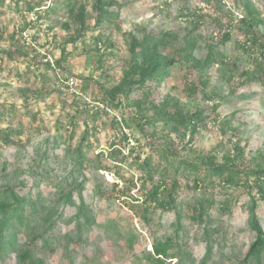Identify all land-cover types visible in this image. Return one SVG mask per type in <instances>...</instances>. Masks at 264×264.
<instances>
[{
	"label": "rangeland",
	"instance_id": "rangeland-1",
	"mask_svg": "<svg viewBox=\"0 0 264 264\" xmlns=\"http://www.w3.org/2000/svg\"><path fill=\"white\" fill-rule=\"evenodd\" d=\"M18 1L19 6L15 1L0 0V128L13 129L24 146L0 148V188L15 186L26 202L22 211L17 210L23 225L15 219L10 224L11 244L0 254V264H23L20 256L27 250L31 261L24 264H151L148 256L152 244L167 239L171 241L172 258L164 264H264V259L260 263L245 260L255 233L249 226V200L243 188L215 195L212 205H205L202 213L194 204L200 193L182 191L181 197L193 203L195 209L183 208L180 222L174 213L160 212L145 222L122 202L96 194L95 189L111 194L116 182L112 174L98 170L94 157L99 151L108 152L113 133L104 125L103 115L87 117L82 112L83 104L79 103L77 110L68 95L75 92L76 97H85L89 115L105 107L95 104L93 98L119 99L118 108L107 111L121 121L128 117L125 104L134 98L155 101L168 97L174 104L192 109L196 102L184 97L183 86L188 79L196 84L206 81V92L215 95L219 107L217 116H210L192 136V149H182L190 131L181 139L169 131L171 123L159 121L154 129L145 126L141 131L136 128L137 122H129L124 130L128 143H117L120 147H136L126 159L125 165L133 166L129 171L124 169L125 177L136 179L142 173L134 166L137 155L141 160L149 158L153 171H158L165 162L157 158V150L162 151L171 142L181 148V158L192 161L212 151L220 160L240 145L249 160L264 166V90L256 85L237 86L240 70L249 67L247 57L240 56L237 46L240 35L233 33L222 45H216L219 37L213 42L198 38L216 35L220 23H224L221 15L228 9L236 19L243 16L245 1L253 6L256 20L264 21V0H107L114 4L108 10L107 21L98 26L94 0H72L76 8H84L81 22L61 5V10L38 25L30 24L33 21L24 9L25 2L36 0ZM40 3L50 6L52 0ZM194 13L197 16L191 15ZM199 18L200 24H193ZM23 27L26 36L12 39L16 29ZM190 38L196 40V45L190 62L183 64V41ZM132 40L152 41L158 45L159 55L179 61L169 68L156 92L147 94L144 90L141 96L125 93L124 75L131 61L128 49ZM225 57L230 63L241 58L240 70L229 72V64L220 62ZM47 62L53 67L47 68ZM194 63L205 68L197 70ZM69 76L75 78L76 86L67 92L63 83ZM210 103L200 102L204 106ZM143 104L146 106V102ZM66 114L76 116L73 135ZM85 128L92 147L86 168L79 171L74 149ZM151 133L155 135L152 140ZM133 137L138 139L139 149ZM75 184H81L84 208L79 205L76 191L72 205L64 202L63 195ZM31 200L37 201L36 207L30 206ZM12 208L17 209L16 205ZM87 210L96 222L77 226ZM256 216L264 231V202L257 204ZM38 234L43 235L42 240L31 242Z\"/></svg>",
	"mask_w": 264,
	"mask_h": 264
},
{
	"label": "trees",
	"instance_id": "trees-1",
	"mask_svg": "<svg viewBox=\"0 0 264 264\" xmlns=\"http://www.w3.org/2000/svg\"><path fill=\"white\" fill-rule=\"evenodd\" d=\"M16 5L18 2L16 1ZM11 0V2H14ZM114 2L107 0H94L95 6V22L96 26L107 21L109 16V8L112 7ZM65 6L68 13L73 19L82 21L84 17V8H76V5L72 0H52V5L45 6L40 3V0L25 2V11L27 13H33L35 16V22L30 24H37L42 22L49 14H55L61 10L59 6ZM244 15L238 19L233 17L232 12L228 9L225 13H222L221 19L224 23H220L218 32L216 35H212L210 38L199 35L205 42L210 39V42L219 40L216 45H222L229 42L233 33L240 35L238 41V49L241 52L240 56H245L248 59V65L246 69L240 70L239 63L241 58L230 63L228 58L220 59L222 64H229L227 70L232 72L233 70H240V79L237 82V86H260L264 90V21H257L254 17V8L249 1L243 3ZM197 16L195 13L191 14ZM202 18V17H201ZM199 18L193 21V24L199 25ZM25 30V27L20 31ZM171 37L169 34H167ZM16 36V32L12 34V39ZM175 38V37H171ZM184 47L183 55L181 58L183 64L189 63L192 58V51L195 48L196 40L190 38L183 41ZM209 42L208 45L209 46ZM210 51H211V46ZM158 45H154L152 41H143L142 43L132 40L129 47V53L131 55V61L128 70L125 72L124 79L126 80L125 93L129 96L132 93H139L141 96L144 90L149 92H156L157 88L161 87L162 80L167 76L169 68L179 61L169 59L165 56L159 55L157 52ZM12 55H9L11 57ZM181 63V62H180ZM47 68L53 67L51 63H46ZM193 68L202 71L205 66L198 63L193 64ZM206 81H199L195 83L191 79H188L183 86L182 92L184 97L190 102H196L192 109L179 104H174L173 100L164 97L153 101L143 98H134L125 107L128 108L127 119L123 118L118 120L117 116H111L107 110L109 108H118L120 105L119 99L114 97H99L93 98L95 104H103L105 107L102 109L96 108V111L89 115V111L86 110L87 99L80 96L76 97L75 92L68 94L70 96V104L78 110V105L83 104L82 112H85L87 117L96 119L99 115H103L104 125L109 127L112 131V140L108 141V152L99 151L94 157L98 161V170L112 174L115 177L116 182L112 184V193L104 195L103 192L95 189V193L107 200H114L122 202L132 212L137 219H142L145 222H149L150 217L155 213H174L176 220L180 222L181 212L183 208L195 209V205L190 201H185L181 197L182 191L199 192L200 197L194 199V204H198V211L202 213L205 209V205L211 206L215 195L225 194L227 189H240L243 188L248 196V221L251 230L255 233V240L249 247L245 260L254 261L260 263L264 259V231L260 228L258 219L256 216V207L259 202H264V166L255 165L252 159H248L245 155L244 147L235 145L229 154H224L220 160L218 155L213 151L201 156L199 161H192L189 159H183L179 156L180 149L174 142H171L169 146L163 148L162 151L157 150L158 159L164 160V166H161L158 171H153L154 166L149 162V158L141 160L137 155L134 166L136 169L142 171V173L136 177V179L126 178L123 171L124 169L129 171V168L133 164L125 165L128 156H132L136 147L129 146L120 147L121 142L129 141L128 135L125 133V128H129V122H137L136 128L143 131L145 126H150L152 129L157 125L159 121H164L167 124L171 123L169 131L180 135L181 139L185 138L186 132L190 131L191 136L183 145L182 149L186 148L191 150L192 136L206 124V121L210 116H217L218 103H215V95H209L206 92ZM69 92V91H67ZM113 96V95H112ZM116 100V102H115ZM118 100V102H117ZM207 100L212 105L204 106L200 104L201 101ZM146 102V106L143 103ZM66 104L63 103L61 110L64 111ZM70 124L72 126L71 135L75 131L77 126L76 116L66 114ZM87 123V122H86ZM149 137L155 138L154 133H151ZM137 143L138 149L140 143L138 139L133 137ZM24 143L21 139L16 137L13 129L10 127L0 128V148H21ZM92 144L90 143L89 130L85 128L84 135L81 137L79 143L74 149L76 153V164L78 170L82 171L86 168L88 159V153ZM86 149V150H85ZM124 149L127 150L125 153ZM103 159L107 162L103 163ZM170 172L172 173L170 175ZM179 180H183V184L179 183ZM122 184L120 188L119 185ZM191 184V185H190ZM119 187V189H118ZM77 192V198L79 205L84 208V201L82 198L81 184H75L73 188L63 195L66 205L73 204V194ZM194 194V193H193ZM26 202L25 195L19 196L16 193L15 186L7 185L0 188V254L7 249L11 242L8 241V230L12 220L15 219L20 225H23V220L20 215L17 214V210L22 211L23 204ZM16 205L17 209H13L12 206ZM37 201L31 200L30 206L36 207ZM193 206V207H192ZM51 212L49 213V215ZM48 215V216H49ZM48 221V217L45 218ZM90 222L95 223L96 218L92 217L91 213L87 210L85 216L78 219L77 226H87ZM207 230V229H206ZM32 232V231H31ZM43 235H33L31 242L42 240ZM171 241L169 239L163 242H157L152 244L151 253H149L148 259L151 264H164L166 259H171ZM21 260L23 264L27 261H31L30 251L27 250L21 254Z\"/></svg>",
	"mask_w": 264,
	"mask_h": 264
},
{
	"label": "built area",
	"instance_id": "built-area-1",
	"mask_svg": "<svg viewBox=\"0 0 264 264\" xmlns=\"http://www.w3.org/2000/svg\"><path fill=\"white\" fill-rule=\"evenodd\" d=\"M26 15L27 17H30L31 18V21H35V16L33 13H27L26 12ZM21 29H16V36L19 35V36H23L25 37L26 36V33L25 31H20ZM15 36V37H16ZM28 43V42H27ZM29 44V43H28ZM64 87L66 89V91H73L74 87L76 86V81H75V78L72 77V76H69V77H66L65 78V81H64Z\"/></svg>",
	"mask_w": 264,
	"mask_h": 264
}]
</instances>
